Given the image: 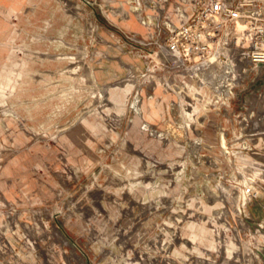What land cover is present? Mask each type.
Returning a JSON list of instances; mask_svg holds the SVG:
<instances>
[{
    "label": "rangeland",
    "instance_id": "1",
    "mask_svg": "<svg viewBox=\"0 0 264 264\" xmlns=\"http://www.w3.org/2000/svg\"><path fill=\"white\" fill-rule=\"evenodd\" d=\"M138 21L130 0H31L15 18L0 77V264H264V138L243 171L222 144L228 126L174 123V96L149 90L129 38L148 36ZM223 63H201L203 80L230 84ZM254 174L262 197L241 212Z\"/></svg>",
    "mask_w": 264,
    "mask_h": 264
},
{
    "label": "built area",
    "instance_id": "2",
    "mask_svg": "<svg viewBox=\"0 0 264 264\" xmlns=\"http://www.w3.org/2000/svg\"><path fill=\"white\" fill-rule=\"evenodd\" d=\"M130 3L138 19L150 29L146 37H129L144 60L143 75L149 90L154 92L161 84L166 93L174 96L171 103L174 123H215L223 130L228 126L222 144L230 158L233 154L244 159L256 141L264 138L261 129L264 85L257 84L264 68V0H130ZM226 59L233 62L237 73L230 84L213 86L203 80L198 69L201 63ZM249 80L252 83L248 84ZM240 141L244 142L236 148ZM243 162L246 165H237L238 170L254 171L253 163L245 159ZM256 179L254 174L246 176L250 181L239 183L237 201L241 212H247L259 199ZM245 216L254 219L251 213ZM259 225L258 234L264 230V219Z\"/></svg>",
    "mask_w": 264,
    "mask_h": 264
},
{
    "label": "crops",
    "instance_id": "3",
    "mask_svg": "<svg viewBox=\"0 0 264 264\" xmlns=\"http://www.w3.org/2000/svg\"><path fill=\"white\" fill-rule=\"evenodd\" d=\"M30 1L31 0H0V61H1L0 62V77L3 76V73L1 72L3 62L5 61L6 56L9 55L8 53L9 44L17 36V32H16L17 23L15 22V18L19 15L21 11L25 9V7H27ZM122 14H123V17H125V19H128L130 16L127 10L122 11ZM140 23L142 22L140 21ZM142 25H144V27H146L150 31L149 27H147L143 23ZM149 31H148V34H149Z\"/></svg>",
    "mask_w": 264,
    "mask_h": 264
},
{
    "label": "bare ground",
    "instance_id": "4",
    "mask_svg": "<svg viewBox=\"0 0 264 264\" xmlns=\"http://www.w3.org/2000/svg\"><path fill=\"white\" fill-rule=\"evenodd\" d=\"M25 6V5H24ZM55 7H57V6H55ZM22 8H24V7H22ZM21 8V9H22ZM26 8V7H25ZM52 9V8H51ZM55 10V9H54ZM48 12V11H47ZM21 13V12H20ZM19 13V14H20ZM45 13V12H44ZM49 13V12H48ZM13 14V13H12ZM30 14V13H29ZM11 16V15H10ZM51 16V15H50ZM30 18V17H29ZM28 22V21H27ZM65 26V25H64ZM25 28H26V26H25ZM45 29V28H44ZM19 30V29H18ZM43 30V29H42ZM35 33V32H34ZM16 34V33H15ZM39 34V33H38ZM10 38V37H9ZM12 38V37H11ZM29 38V37H28ZM38 38V37H37ZM14 39V38H13ZM36 39V38H35ZM29 40V39H28ZM31 41V40H30ZM15 51V50H14ZM20 53V52H19ZM13 56V55H12ZM4 60V59H3ZM9 60V59H8ZM18 60V59H17ZM19 61V60H18ZM210 62L212 61V60H209ZM1 62V61H0ZM219 63L221 64H224L223 63V61H219ZM71 68V67H70ZM11 70V69H10ZM14 71V70H13ZM48 72V71H47ZM50 72H52V71H50ZM32 76V75H31ZM34 77V76H33ZM14 78V77H13ZM54 95V94H53ZM10 102V101H9ZM226 141V139H225V137L223 136L222 137V143L224 144V142ZM216 144V143H215ZM221 146V145H220ZM223 148V147H222ZM223 153V152H222ZM226 156V155H225ZM228 158V157H227ZM211 169V168H210ZM208 170V169H207ZM187 179V178H186ZM257 180V179H256ZM235 181H237V180H235ZM214 183V182H213ZM203 185V184H202ZM237 186V185H236ZM255 189H256V187H255ZM256 191L258 192V190L256 189ZM258 194H259V196H261V193H259L258 192ZM264 196V195H263ZM262 197V196H261Z\"/></svg>",
    "mask_w": 264,
    "mask_h": 264
}]
</instances>
